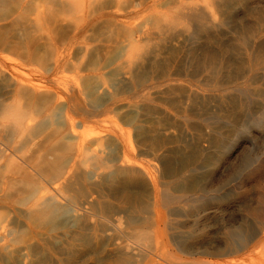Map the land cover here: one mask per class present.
Masks as SVG:
<instances>
[{"label":"bare ground","instance_id":"bare-ground-1","mask_svg":"<svg viewBox=\"0 0 264 264\" xmlns=\"http://www.w3.org/2000/svg\"><path fill=\"white\" fill-rule=\"evenodd\" d=\"M86 7L70 6L78 19L36 58L37 75L0 71V264H264V197L225 236L190 244L230 199L212 197L218 166L251 137L221 146L242 88L264 89V0H113L88 18ZM95 19L122 39L84 65ZM37 123L50 131L31 135ZM167 235L220 260L182 261L163 249Z\"/></svg>","mask_w":264,"mask_h":264},{"label":"rangeland","instance_id":"rangeland-1","mask_svg":"<svg viewBox=\"0 0 264 264\" xmlns=\"http://www.w3.org/2000/svg\"><path fill=\"white\" fill-rule=\"evenodd\" d=\"M79 1H85V3H91L95 6L93 9L89 7L90 10H88L86 7V12H84V14H86L85 17L87 18L91 15V13H94V10L100 5H108L113 3V0ZM75 2H77V0H0V71L5 72L4 74L13 76L15 79L27 78L29 76L33 77L34 75H37L38 72L43 69V64L36 58H42V60L43 58H46V55L48 56L49 54L50 50L48 49L51 48V43L62 42L68 37L71 30L73 29L74 23L78 19V13L74 12L73 8L70 9V6ZM93 15L92 17H95ZM93 23L95 26L93 25L94 27H91L92 29L89 31L90 36L93 37V55H91V57H86L83 61V64L85 63L88 65L101 63L103 60L105 61V56L109 53H112L117 45L120 44L117 42H120L122 39V33L121 30H119L118 24L117 26L116 24L113 25L114 23L112 22L106 24L104 21H101V19H95ZM98 47L100 48L98 49ZM235 49L239 50L240 47L235 45ZM241 53L243 54L242 56H244L242 49ZM87 72L90 71L87 70ZM245 88L247 87L242 88L244 91V94L241 95L243 103L240 106L238 114L239 124L237 131L232 132L231 129H229L230 133H228L226 140L221 143V146L223 145V150L226 149V147L231 146V139L234 138L238 131L243 133L244 130L247 129V132H251L249 133L251 134V137H249V139H245V136H242L243 138L240 139V142L238 141L239 144L237 145L238 147L235 148L236 150L234 149L227 160H224L218 166L217 171L214 174L218 191L216 190L215 192H212V197H218L226 194L229 195L231 200H227L228 202H225L223 206H220L216 203V205L212 204L211 209H208V211L211 210V212H209V215L205 218L206 221L204 219L201 222L202 224H199L200 228L201 226L204 227V230L201 232V235L196 234L193 236L194 238L192 237L191 239L192 242L190 244H192L194 241L196 246L211 244L218 238L225 236V231H227V227H229V223L232 221L231 219L239 217L242 212H244L243 210H245L246 206L248 207L249 205H252L253 207H256V203L260 201L261 197H264V195L262 196V194H264V122L261 118V116H264V100H262L260 97V94H262L264 89L259 86V83H256L255 85H248V89ZM237 90L241 91V86L240 89L237 88ZM251 122H253L255 125ZM258 122H261V124ZM35 126L36 128H32L30 131L31 135H40V133L46 134L50 131V127L45 126L44 124L37 123ZM2 136L9 137L8 131H4ZM253 142L255 143V146L252 145ZM227 143L229 145H227ZM207 197L210 199L211 196ZM183 229L186 230V228H181V230ZM20 230L23 232L27 229L24 227ZM165 231L166 234L169 233L168 230L165 229ZM12 234L14 237H16V235L20 234V231L16 233V229L14 228ZM26 234L28 236V231ZM215 237L217 239H215ZM164 238L165 239L162 240V246L164 250L166 249V253H171L170 255L172 256L175 254L174 257L182 261L196 263L203 258L209 259L211 261H215V259L217 261L220 260L218 257L213 255L211 257L202 256L200 252H198L197 255L190 256L189 254H186L177 245V243H175V241L170 238L169 235L164 236ZM153 257L159 263H165L162 258L159 259V257ZM76 261L78 260H75V262Z\"/></svg>","mask_w":264,"mask_h":264}]
</instances>
